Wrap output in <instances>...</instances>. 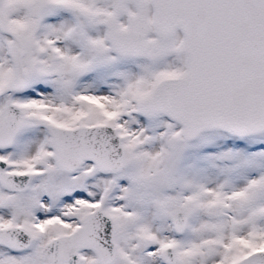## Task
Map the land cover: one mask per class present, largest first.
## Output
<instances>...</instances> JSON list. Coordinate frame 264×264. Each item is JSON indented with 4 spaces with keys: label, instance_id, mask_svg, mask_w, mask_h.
<instances>
[{
    "label": "snow or ice",
    "instance_id": "snow-or-ice-1",
    "mask_svg": "<svg viewBox=\"0 0 264 264\" xmlns=\"http://www.w3.org/2000/svg\"><path fill=\"white\" fill-rule=\"evenodd\" d=\"M0 264H264V0H0Z\"/></svg>",
    "mask_w": 264,
    "mask_h": 264
}]
</instances>
